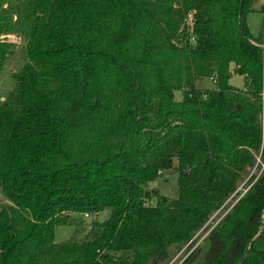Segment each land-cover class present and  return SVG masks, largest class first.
Returning <instances> with one entry per match:
<instances>
[{"label": "trees", "instance_id": "1", "mask_svg": "<svg viewBox=\"0 0 264 264\" xmlns=\"http://www.w3.org/2000/svg\"><path fill=\"white\" fill-rule=\"evenodd\" d=\"M253 3L0 0V264H168L184 247L192 264L199 231L201 264H264L248 247L264 227ZM171 167L173 198L151 185ZM60 225L73 235L56 241Z\"/></svg>", "mask_w": 264, "mask_h": 264}, {"label": "rangeland", "instance_id": "2", "mask_svg": "<svg viewBox=\"0 0 264 264\" xmlns=\"http://www.w3.org/2000/svg\"><path fill=\"white\" fill-rule=\"evenodd\" d=\"M247 24L249 31L253 37L262 36L263 32V24H264V0H254L253 3V9L247 14ZM10 65L11 60L7 59L3 63L2 68L0 69V100L6 95V93L12 88L13 86V78L10 73ZM232 67V66H231ZM229 83L232 86L241 88L243 87V76L237 73H232L229 79ZM198 85L200 87L205 88H211L214 86L213 80L211 78H204L202 81L198 82ZM175 99L179 100L181 99V94L179 92L175 93ZM261 122L264 125V116L262 114L261 116ZM259 154V153H258ZM258 156V155H257ZM261 160L264 163V157L261 156ZM262 162L258 161L256 162V165L254 166L255 169L261 168ZM177 164V159L174 158V164L175 166ZM253 171V170H252ZM247 179V178H246ZM246 179H244L242 182H240L237 189H239L241 192L245 191L246 187ZM151 185L153 187L158 188L162 193L167 195L169 198L176 197L178 194V182H177V173L175 171V167H171L169 169H165L162 174L157 177ZM240 192V193H241ZM238 194V193H237ZM236 194V195H237ZM235 197L230 199V202L234 201ZM107 216V211H103L99 213L95 218L98 220H103ZM87 221L90 220L91 217H87ZM212 221H218L220 218L217 217L216 213L211 217ZM204 232L199 231L195 237H197V244H201L203 246V252L202 254L195 260L192 264H201L203 260V255L205 252V249L207 247V243L202 241L205 234ZM73 235V227L72 226H64L60 225L55 228V240L56 241H63L68 239ZM253 246L258 250H264V229L261 233V235L255 240ZM185 248V247H184ZM182 248L179 250L178 253H176L170 262L168 264H179L182 260V258L185 256Z\"/></svg>", "mask_w": 264, "mask_h": 264}, {"label": "built area", "instance_id": "3", "mask_svg": "<svg viewBox=\"0 0 264 264\" xmlns=\"http://www.w3.org/2000/svg\"><path fill=\"white\" fill-rule=\"evenodd\" d=\"M193 18H194L193 12L192 11H188L186 13L185 20H184V24H185L186 30L189 33L188 40H189L190 43H195V37L192 34V31H193ZM11 40H17V39L14 38V37H11ZM260 46L262 48V52H263V56H264V24H263L262 40H261ZM261 96H262V103H263L262 114L264 116V86H263V89H262V92H261ZM263 127H264V125H263ZM257 159H258V161L262 162V160H261V152H259V154L257 156ZM263 169H264V163L262 162L260 171H262ZM83 215H84V217H89V215L87 213H84Z\"/></svg>", "mask_w": 264, "mask_h": 264}, {"label": "water", "instance_id": "4", "mask_svg": "<svg viewBox=\"0 0 264 264\" xmlns=\"http://www.w3.org/2000/svg\"><path fill=\"white\" fill-rule=\"evenodd\" d=\"M153 190H155V187L153 188ZM263 229H264V227H262V228L260 229V231H259V232H258V233H257L252 239H251V241H250L249 244H248V247L251 246L252 244H254L255 240L261 235ZM248 247L246 248V250H245L243 256H245V255L247 254V252H248Z\"/></svg>", "mask_w": 264, "mask_h": 264}, {"label": "crops", "instance_id": "5", "mask_svg": "<svg viewBox=\"0 0 264 264\" xmlns=\"http://www.w3.org/2000/svg\"><path fill=\"white\" fill-rule=\"evenodd\" d=\"M231 68H233V65H232V67H231ZM202 80H203V79H202ZM202 80H200V81H202ZM200 81H199V82H200ZM197 86H199V85H198V83H197ZM199 87H200V86H199ZM201 88H205V87H201Z\"/></svg>", "mask_w": 264, "mask_h": 264}]
</instances>
